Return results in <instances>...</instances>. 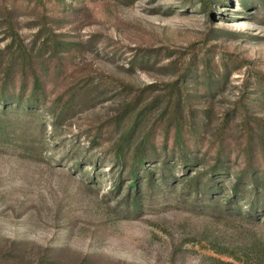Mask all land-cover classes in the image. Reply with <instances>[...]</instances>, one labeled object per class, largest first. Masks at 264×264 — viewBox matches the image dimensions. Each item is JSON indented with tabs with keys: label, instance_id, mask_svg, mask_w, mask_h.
<instances>
[{
	"label": "rangeland",
	"instance_id": "rangeland-1",
	"mask_svg": "<svg viewBox=\"0 0 264 264\" xmlns=\"http://www.w3.org/2000/svg\"><path fill=\"white\" fill-rule=\"evenodd\" d=\"M253 238L264 0H0V264H256Z\"/></svg>",
	"mask_w": 264,
	"mask_h": 264
},
{
	"label": "trees",
	"instance_id": "trees-1",
	"mask_svg": "<svg viewBox=\"0 0 264 264\" xmlns=\"http://www.w3.org/2000/svg\"><path fill=\"white\" fill-rule=\"evenodd\" d=\"M3 110L6 108V106H4L3 105ZM5 111V110H4ZM136 124V121H135V123H134V125ZM134 127H132L131 129H133ZM141 161V160H140ZM210 174V173H209ZM135 176V178H134V180H135V185L137 184V182H138V178H137V173H135L134 174ZM207 176H208V172H206V173H203V174H200V173H198V175L196 176V177H194L193 179H192V182H195L196 184H198L200 181H201V179H202V177L203 178H207ZM191 182V181H190ZM241 183H242V181H241V178H237V180L235 181V183L233 184V186H232V189H233V192L236 194V192H238V188H239V186L241 185ZM258 185V184H257ZM256 189H257V193H261L262 192V188H261V186L259 187H256ZM235 194L233 195V196H235ZM242 195V194H241ZM244 197H245V195H244ZM250 244H249V247H250V251L255 255V257H256V261H257V263H260V264H264V243L260 240V239H255V238H253V240H250V242H249ZM215 252L217 253V254H225V253H227V255L229 256V257H232V258H234V259H236V260H238V258L234 255V253H231V252H227L226 250H218V249H216L215 250ZM245 256H248L247 254H244ZM213 260V259H212ZM218 261V260H217ZM214 262V261H213ZM86 262H82L81 264H85ZM256 263V264H257Z\"/></svg>",
	"mask_w": 264,
	"mask_h": 264
}]
</instances>
